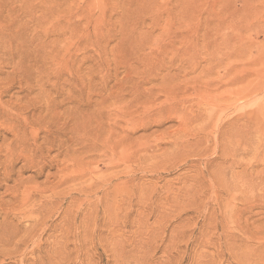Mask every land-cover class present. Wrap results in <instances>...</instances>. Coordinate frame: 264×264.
I'll return each mask as SVG.
<instances>
[{
    "label": "rangeland",
    "instance_id": "374dc122",
    "mask_svg": "<svg viewBox=\"0 0 264 264\" xmlns=\"http://www.w3.org/2000/svg\"><path fill=\"white\" fill-rule=\"evenodd\" d=\"M0 264H264V0H0Z\"/></svg>",
    "mask_w": 264,
    "mask_h": 264
}]
</instances>
